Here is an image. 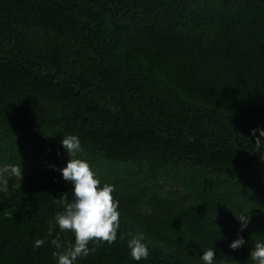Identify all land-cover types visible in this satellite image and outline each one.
Wrapping results in <instances>:
<instances>
[{
    "label": "trees",
    "instance_id": "1",
    "mask_svg": "<svg viewBox=\"0 0 264 264\" xmlns=\"http://www.w3.org/2000/svg\"><path fill=\"white\" fill-rule=\"evenodd\" d=\"M256 128L264 0H0V169H22L20 188L0 194V264H56L51 240L74 243L49 235L54 198L71 190L55 170L65 135L115 186L120 212L116 242H90L76 264H138L136 233L149 248L139 264H200L209 247L217 264H250L264 242Z\"/></svg>",
    "mask_w": 264,
    "mask_h": 264
},
{
    "label": "clouds",
    "instance_id": "2",
    "mask_svg": "<svg viewBox=\"0 0 264 264\" xmlns=\"http://www.w3.org/2000/svg\"><path fill=\"white\" fill-rule=\"evenodd\" d=\"M257 133H259L258 136ZM251 136L255 138V145L258 148L264 147V128L252 129ZM61 147L69 159L65 167L55 170L59 172L61 179L71 186V190L70 193H63L59 198H54L57 205H62L63 211L55 215L49 235H52L56 227L60 232L73 233L74 243L67 248L62 249L59 234L51 240V244L59 250L53 252L56 264H76L78 258H86L95 252V247H89L90 242L93 244L116 242L120 227V212L118 201L113 197L115 186L109 183L102 184L96 173L91 170L89 163L79 158L84 151L79 137L62 136ZM13 177L18 182L10 184V179ZM21 181L20 165L18 167L8 165L0 169V194L7 195L12 187L20 188ZM145 212L151 215V209L146 208ZM235 218L240 224L239 231H244L248 226L249 218L244 216ZM120 239L123 241L125 237L120 236ZM44 243L43 239H38L34 246L41 247ZM245 243L243 236H238L229 244V248L235 251ZM126 247L130 257L138 264L149 257V248L143 233L129 234ZM215 256L214 247L203 250L202 255L199 256L200 264H217ZM249 262L264 264V242L254 244L249 253Z\"/></svg>",
    "mask_w": 264,
    "mask_h": 264
}]
</instances>
